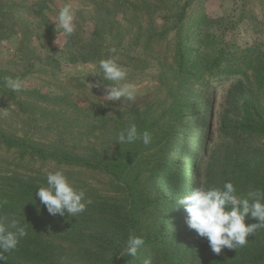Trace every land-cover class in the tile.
<instances>
[{"label":"rangeland","instance_id":"374dc122","mask_svg":"<svg viewBox=\"0 0 264 264\" xmlns=\"http://www.w3.org/2000/svg\"><path fill=\"white\" fill-rule=\"evenodd\" d=\"M66 2L70 36L54 22ZM110 48L136 85L134 101H107L109 82L91 74ZM6 77L21 79L22 90ZM133 124L150 144L118 143ZM231 127H264V0H0V219L15 216L27 232L20 242L47 246V261L36 264L120 258L122 221L152 234L134 260L165 264L161 238L171 244L182 239L178 222L188 227L176 201L215 186L221 149L236 141ZM254 141L264 146V132ZM260 164L250 171L264 177ZM56 170L91 199L83 213L53 216L25 196ZM234 174L238 189L247 175ZM134 203L143 211L133 213Z\"/></svg>","mask_w":264,"mask_h":264},{"label":"clouds","instance_id":"9594fccd","mask_svg":"<svg viewBox=\"0 0 264 264\" xmlns=\"http://www.w3.org/2000/svg\"><path fill=\"white\" fill-rule=\"evenodd\" d=\"M56 29L63 31L65 35H71L75 31L74 11L70 2H66L60 8L55 20ZM110 55L99 60V72L91 74L102 75L107 101H121L126 99L134 101L136 85L125 82L127 69L122 66L115 48L109 49ZM90 74V73H89ZM6 85L14 92L22 90L24 82L19 78H5ZM87 83V82H86ZM91 89L94 85L87 83ZM99 86V85H95ZM151 134L148 131L139 133L135 124L122 130L118 135V143L131 144L141 140L148 145L151 142ZM237 189L230 181L219 186H198L190 192L182 195L177 205H183L187 213L186 224L191 230H195L201 238H206L210 249L220 254L223 249L229 250L243 247L247 238L257 229L264 228V192L260 190L249 191L246 197L236 194ZM40 203L46 207L50 215L75 217L86 210L91 199L86 197L83 189L75 187L61 170L50 171L46 177V185L41 186L35 192ZM175 206V207H176ZM255 219L256 223L246 224V217ZM27 235L25 227L15 216L0 219V262L6 260L5 253L17 249L20 239ZM145 239L142 236L129 234L126 240L127 256L135 257L144 246ZM145 264H150L146 261Z\"/></svg>","mask_w":264,"mask_h":264},{"label":"trees","instance_id":"16d2710c","mask_svg":"<svg viewBox=\"0 0 264 264\" xmlns=\"http://www.w3.org/2000/svg\"><path fill=\"white\" fill-rule=\"evenodd\" d=\"M249 122L250 118L246 119L243 123L248 124ZM226 132L228 133V136L230 138H235L236 141H234L230 145H226L221 149V162L223 163V166L221 167V173L212 177V180L216 182L215 186L222 187L227 176L228 178H231V174L233 173H235L236 175H240V173H242L247 175V179L237 189V192H239L240 195L246 197L249 191L255 190L264 192V177L258 175L253 171H250V165L253 160H255V162H261L260 165L264 164L262 163L264 162L262 161V151H260L264 148V146L259 145L257 141H254L256 136H260L261 134H263L264 127H231V129H228V131ZM243 134H248L249 137H243ZM111 164V167H116L115 171H113L114 169L110 167L112 171L117 176H120L122 174V170L120 169V167H118V164L115 161ZM229 167L231 169H227ZM237 177L238 176H236V178ZM11 179L14 180L17 178ZM230 182H234V186L238 184V182H236L234 178ZM18 184L21 186L25 185L22 182H18ZM240 189L242 191H240ZM25 196H28V199L32 202H39V198L37 197L36 199L35 194L26 193ZM149 202L155 203L158 201H154V199L151 198ZM135 203L131 205V207H133L132 212L135 213L137 211L139 213L140 211H143V208H139ZM36 213L28 212L27 214H31L34 216L36 215ZM246 218V224L257 222L255 219L250 217V214L249 217ZM121 224H124V226L127 227L124 229L127 231V233L124 232V235L127 238L129 234H135L137 236H142L143 238L152 236V234L149 232L142 233L138 229L139 227L135 226L134 224L128 226L126 225L125 221H122ZM178 228L182 233V239L173 241L171 244H166L164 243V237L161 238L160 244H162L161 247L164 250L163 259L165 264H181L184 259L188 260L189 264H264V228L257 229L252 235H250L247 238L246 245H244L243 247H238L237 249L232 250L225 248L220 254L214 253L210 249L207 239L202 238L203 240H201V237L198 236L195 230L191 229L189 231L190 233L192 232L195 241L193 242V249L189 250L190 245L186 243V240L184 239V237L187 236L186 230L189 229V227L185 229L183 225L178 222ZM158 238L159 237H156V239ZM119 247L123 249L126 248V241ZM205 249L206 251H208V255L203 259V261H201V263L197 262V259H199ZM47 251V246L42 244L41 242L37 243L22 241L19 242L17 249L11 252L10 257H6L4 264H16L14 262L16 258L20 259L23 262L26 261L31 264L40 262L43 263L44 261H47L48 255L44 257V252L46 253ZM0 264H3V262H0ZM100 264H139V262H136L134 260V257L127 256L126 250H124V253L120 258H117V254L112 255L111 257H106L105 259L100 260Z\"/></svg>","mask_w":264,"mask_h":264}]
</instances>
